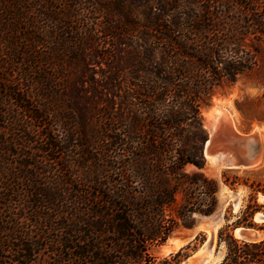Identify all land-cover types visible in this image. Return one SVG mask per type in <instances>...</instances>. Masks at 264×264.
<instances>
[{
  "label": "trees",
  "instance_id": "16d2710c",
  "mask_svg": "<svg viewBox=\"0 0 264 264\" xmlns=\"http://www.w3.org/2000/svg\"><path fill=\"white\" fill-rule=\"evenodd\" d=\"M150 1L138 19L131 0H0V264H178L196 249L202 234L152 254L218 206L200 109L255 65L244 39L264 40V0ZM135 28L139 76L118 80V44ZM98 56L111 69L101 80ZM248 186L213 264H264V187Z\"/></svg>",
  "mask_w": 264,
  "mask_h": 264
},
{
  "label": "rangeland",
  "instance_id": "374dc122",
  "mask_svg": "<svg viewBox=\"0 0 264 264\" xmlns=\"http://www.w3.org/2000/svg\"><path fill=\"white\" fill-rule=\"evenodd\" d=\"M146 1L131 0V6L127 5L129 9L136 13L138 19L143 9L141 6L142 4L145 5ZM149 6L153 11H156V0L150 1ZM104 20H99V22ZM122 39L116 52L120 64L119 67L115 68V77H119L118 80L130 79L134 75L139 76V45H141L139 28L132 29L131 33ZM114 44L115 41H110V46L107 45L108 50L105 51L104 48L98 47L97 52L104 55L107 51L113 50L112 45ZM254 49L257 50L255 65L232 81L228 78L222 79L217 86L212 88V95L204 98L200 109L203 126L208 136L204 144L205 163L202 172L219 183L218 206L210 216L196 214L194 223L190 228L176 230L169 239L182 241L183 244L180 247L175 248L174 242L167 241L164 245L154 248L152 254L158 260L177 252L181 247L192 242L197 235L202 234L196 242V249L192 248L195 243L193 242L191 247L186 250L188 256L178 264H199L197 262L199 257L194 258V256L207 241L208 249L205 250L207 253L203 250L205 255L202 253V257L208 255L211 257L205 264H213L219 261L223 247L217 249V233L225 224L223 217L227 209L230 210L232 215L237 213L238 209L247 201L251 192V188L248 186L250 183H259L264 187V40H255L251 36L245 38L244 50L254 52ZM101 71H106L107 74L111 72V69L107 68L106 61L98 56L96 64L92 66L91 76L96 80H101L103 78L101 77ZM123 92L127 93V89L122 82L120 90H116L114 95L108 97L116 103L117 95H122ZM114 106L117 109V105ZM217 106L222 109L223 114H219L218 109L213 110ZM124 107H118V109L126 113L127 110ZM88 108L89 112L95 111L93 108L91 109V106ZM211 110H213V115L209 119L207 114ZM249 136L256 139V149L258 151L254 160L249 158L244 160L238 147V142ZM230 157H232V161L225 162ZM244 161L246 166H241L240 164ZM234 178L238 179V183L230 188L225 180L229 179L230 181ZM257 197L259 203L263 202L264 196L261 192H258ZM219 211L222 212V220L213 222V215ZM259 216V214H256L255 220ZM214 230L215 232H213ZM188 261L190 262L188 263Z\"/></svg>",
  "mask_w": 264,
  "mask_h": 264
},
{
  "label": "bare ground",
  "instance_id": "6f19581e",
  "mask_svg": "<svg viewBox=\"0 0 264 264\" xmlns=\"http://www.w3.org/2000/svg\"><path fill=\"white\" fill-rule=\"evenodd\" d=\"M218 109V113L219 114H223V112H222V109H220L219 108V106H217L216 108H214L213 110L215 111V110H217ZM213 110H211L210 111V113L209 114H207V117L209 118V119H211L212 118V115H213ZM225 115V114H224ZM217 120H219V119H217ZM220 121H221V119H220ZM212 123H214V122H212ZM220 123V122H219ZM220 125V124H219ZM213 126V125H212ZM215 128V127H214ZM238 147H239V149H240V151L247 157V158H249L250 160L251 159H253L254 160V158L257 156V149H256V139L255 138H253V137H251V136H249L247 139L245 138V139H243V140H241V141H239L238 142ZM232 161V157H230V159H227V160H225V162H231ZM218 165V164H217ZM216 165V166H217ZM225 167V166H224ZM212 219H213V217H212ZM256 220L257 221H260L259 220V217H256ZM217 221H219V220H217ZM216 222V221H215ZM215 227V226H214ZM213 228V227H212ZM211 230V229H210ZM213 232H215V230L213 231ZM210 234V233H209ZM235 235L236 236H238L237 235V230H236V232H235ZM169 242H174L175 243V248H178V247H180L181 246V244H183V242L182 241H178L177 239H169L168 240ZM208 242V241H207ZM207 242L202 246V248L195 254V256H194V258H200V259H204V260H206V259H208V258H210L211 256H206V257H202V253H204L203 252V250L205 251L206 249H208V246H207ZM207 251V250H206ZM205 251V252H206ZM207 253V252H206ZM204 255H205V253H204ZM212 255V254H211ZM191 261V260H190ZM207 261V260H206ZM192 262V261H191ZM195 263H197V262H195Z\"/></svg>",
  "mask_w": 264,
  "mask_h": 264
},
{
  "label": "water",
  "instance_id": "95a60500",
  "mask_svg": "<svg viewBox=\"0 0 264 264\" xmlns=\"http://www.w3.org/2000/svg\"><path fill=\"white\" fill-rule=\"evenodd\" d=\"M246 139L248 137H245ZM245 138H242L241 140L245 139ZM240 153L242 154V156L244 157V160H247L248 158L240 151ZM241 166H246V162L244 161L243 163L240 164ZM235 195V194H234ZM213 222L217 221V220H222V212L219 211L217 214L213 215ZM259 220H264V216H259ZM237 230V237L239 238H243V239H246V240H252V239H256L259 237V233L255 230V229H252V228H238L236 229ZM235 230V232H236ZM207 260V261H206ZM206 260H202V259H197V262L199 264H205L206 262H208L209 258L206 259ZM190 261H188L189 263Z\"/></svg>",
  "mask_w": 264,
  "mask_h": 264
}]
</instances>
